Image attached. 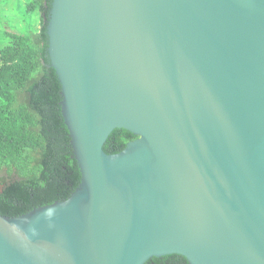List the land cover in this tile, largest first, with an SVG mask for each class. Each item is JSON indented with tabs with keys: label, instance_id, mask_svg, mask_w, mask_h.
I'll return each instance as SVG.
<instances>
[{
	"label": "water",
	"instance_id": "water-1",
	"mask_svg": "<svg viewBox=\"0 0 264 264\" xmlns=\"http://www.w3.org/2000/svg\"><path fill=\"white\" fill-rule=\"evenodd\" d=\"M47 35L81 182L0 215V264H264V0H53Z\"/></svg>",
	"mask_w": 264,
	"mask_h": 264
},
{
	"label": "trees",
	"instance_id": "trees-1",
	"mask_svg": "<svg viewBox=\"0 0 264 264\" xmlns=\"http://www.w3.org/2000/svg\"><path fill=\"white\" fill-rule=\"evenodd\" d=\"M21 1L24 13L39 12L41 22L23 32L0 22V215L10 218L67 200L81 182L61 111V84L47 51L53 0ZM136 138L116 129L104 151L117 154ZM145 264L189 263L174 254Z\"/></svg>",
	"mask_w": 264,
	"mask_h": 264
},
{
	"label": "rangeland",
	"instance_id": "rangeland-1",
	"mask_svg": "<svg viewBox=\"0 0 264 264\" xmlns=\"http://www.w3.org/2000/svg\"><path fill=\"white\" fill-rule=\"evenodd\" d=\"M24 9L25 4L22 1L19 3L18 0H0V22L3 27L21 32L26 31L29 25L39 29L40 13L36 12L29 17L24 13Z\"/></svg>",
	"mask_w": 264,
	"mask_h": 264
}]
</instances>
